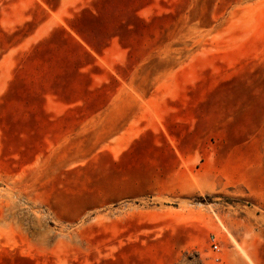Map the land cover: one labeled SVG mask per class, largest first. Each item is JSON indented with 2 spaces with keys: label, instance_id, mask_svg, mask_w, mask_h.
<instances>
[{
  "label": "rangeland",
  "instance_id": "374dc122",
  "mask_svg": "<svg viewBox=\"0 0 264 264\" xmlns=\"http://www.w3.org/2000/svg\"><path fill=\"white\" fill-rule=\"evenodd\" d=\"M0 264H264V0H0Z\"/></svg>",
  "mask_w": 264,
  "mask_h": 264
},
{
  "label": "built area",
  "instance_id": "2783aa9c",
  "mask_svg": "<svg viewBox=\"0 0 264 264\" xmlns=\"http://www.w3.org/2000/svg\"><path fill=\"white\" fill-rule=\"evenodd\" d=\"M210 245H211V250L214 254H217L219 253V249H218V246L215 242V239L212 237L211 240H210ZM216 261H217V258H216Z\"/></svg>",
  "mask_w": 264,
  "mask_h": 264
}]
</instances>
